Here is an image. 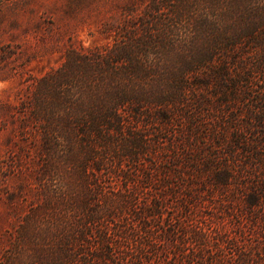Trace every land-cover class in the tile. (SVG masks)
Listing matches in <instances>:
<instances>
[{"label": "trees", "instance_id": "16d2710c", "mask_svg": "<svg viewBox=\"0 0 264 264\" xmlns=\"http://www.w3.org/2000/svg\"><path fill=\"white\" fill-rule=\"evenodd\" d=\"M103 30L22 106L55 161L115 146L76 165L91 209L52 263L264 264V0H126Z\"/></svg>", "mask_w": 264, "mask_h": 264}, {"label": "rangeland", "instance_id": "374dc122", "mask_svg": "<svg viewBox=\"0 0 264 264\" xmlns=\"http://www.w3.org/2000/svg\"><path fill=\"white\" fill-rule=\"evenodd\" d=\"M125 2L0 0V264L58 261L59 230L64 227V235L75 237L73 222L84 219L85 208L91 209L88 179L76 165L89 161L91 149L101 158L115 146L102 150L92 138L86 143L78 139L67 148L66 157L55 161L42 144V126L26 122L22 106L38 80L59 69L70 53L111 41L103 27L119 18ZM101 181L108 179L102 176ZM71 202L77 205L74 210L67 206ZM84 203L88 207L83 208ZM130 240L127 245L110 238L113 259L122 260L126 247L137 249ZM96 244L88 238L83 251L90 255L100 249ZM136 264H145L144 258Z\"/></svg>", "mask_w": 264, "mask_h": 264}]
</instances>
